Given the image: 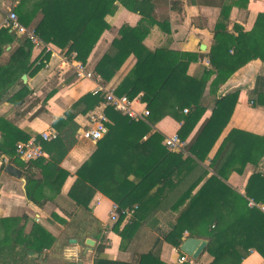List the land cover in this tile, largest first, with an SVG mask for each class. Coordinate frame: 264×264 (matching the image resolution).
I'll list each match as a JSON object with an SVG mask.
<instances>
[{
  "label": "trees",
  "instance_id": "obj_1",
  "mask_svg": "<svg viewBox=\"0 0 264 264\" xmlns=\"http://www.w3.org/2000/svg\"><path fill=\"white\" fill-rule=\"evenodd\" d=\"M248 1L224 0L221 4L213 29V45L208 54L212 70L205 71L198 78L187 75V68L197 59V55L181 53L174 66H156L152 62L153 52L143 46V39L156 23L153 18L156 0H19L15 12L19 23L24 27H28L36 15L41 13L42 18L34 27V34L44 43H51L59 49L70 40L68 51L76 53V61L82 64L86 63L95 44L108 29L105 17L114 12L116 3L139 15L141 20L137 26H122L119 29V38L112 42L115 54L104 55L96 65L95 72L105 81H109L129 55L133 54L136 58L135 66L115 89L114 94L125 95L133 100L142 93L140 100L149 111L147 123L152 125L165 116H171L181 125L177 136L184 143L205 111L201 99L213 74L215 78L211 87L224 83L252 60L259 59L264 64V13L257 14L254 25L248 32H244L237 24L232 26V31L228 30L231 9H247ZM15 39V34L9 28H0V56L3 48ZM32 49L33 44L29 39L21 37L18 45L11 50L7 63L0 65V98L23 74L32 76L45 66L49 55L39 54L31 62ZM28 94L29 90L23 86L9 101L21 104ZM237 97L238 93L234 92L215 101L211 116L204 121L188 147L189 153L199 161H204L227 125ZM260 101L262 102L261 99ZM102 102L101 94H85L71 106L64 118L55 120L52 126L57 132L56 138L42 143V149L49 156L47 162L43 158L26 162L20 159L21 167L25 171L26 198L35 206L41 207L52 199L51 195H58L67 178V172L61 170L59 164L76 143L78 126L74 122L75 115L87 114ZM81 106L83 109H80ZM184 109L188 110L185 114ZM104 114L108 119L107 133L96 142L97 149L90 160L78 169L76 175L117 206L118 219L112 230L120 237V249H124L143 222L145 205L150 202L145 198L150 189L155 184H160L161 194L172 183V175L180 173L181 168L187 166L191 160H183L180 153L175 154L161 147V158L147 171L140 173L138 168L123 171L122 182L117 181L115 170L111 166L113 157L118 160L122 155L119 157L120 153L113 154L114 152L130 149L131 158L141 160L148 146L159 144L160 147L163 136L155 132L144 143H140L149 133L150 125L143 120L134 121L109 107L105 108ZM0 134V155L7 157L15 154L18 142L28 140L27 134L3 118H0ZM236 134L237 131L232 130L223 140L217 158L231 144V151L223 164L225 167H234L237 162H241L244 167L250 161L257 165L264 157V136L256 137L258 143L252 146L250 142L239 141ZM6 163L2 160L0 170H4ZM34 170L40 171V178H36ZM130 173L135 180L139 178L138 184L128 182ZM220 176L227 177L222 173ZM110 182L116 188H109ZM210 195L212 199L209 201L207 198ZM186 197L177 202L175 209L185 203ZM71 199L76 206L87 209L84 202L72 195ZM247 199L264 204V172L251 175L245 196L225 185L218 176H211L190 199L163 240L178 249L183 242L184 232H188L190 237L206 238L208 243L204 252L212 257L209 264H240L250 249H254L264 260V214L256 208H248ZM209 202L216 204L218 209L214 215L209 214ZM126 211L132 213L127 214ZM128 215H131L128 222L120 228ZM26 223V216L0 219V264H29L28 261L33 262V258L28 256L29 252L42 254L46 230L33 223L31 231L26 234ZM77 237H80L79 234ZM95 249L97 258L94 264H165L158 253L154 252L140 255L135 263L109 262L98 258L103 252V245H98Z\"/></svg>",
  "mask_w": 264,
  "mask_h": 264
},
{
  "label": "crops",
  "instance_id": "obj_2",
  "mask_svg": "<svg viewBox=\"0 0 264 264\" xmlns=\"http://www.w3.org/2000/svg\"><path fill=\"white\" fill-rule=\"evenodd\" d=\"M193 1L197 2L193 3ZM0 2V28H2L8 10L15 11V8L19 6V0H0ZM223 2L224 0H156L153 15L156 23L150 28L149 34L142 42L147 50L153 52L152 62L156 66L172 67L178 63L181 53H191L197 55V59L189 64L188 76L198 78L205 71L212 70L208 54L213 45V29ZM259 13H264V0H249L247 9L233 7L230 12L228 30L232 31V26L237 24L244 32L250 31ZM41 18L42 14L38 13L27 28L32 31ZM140 20L139 15L127 11L116 3L114 12L105 17L108 29L95 44L86 63L82 65L86 72L92 74V80L77 77L75 66L81 62L76 61V53L68 51L71 45L70 40L62 49L43 41L40 46L33 45L31 62L39 54H48L49 58L45 66L34 75L23 74L26 75L25 82L22 80V75L6 89L7 92L0 98V118L27 134L29 140L38 137L44 131L54 129L52 125L55 120L64 118L71 106L85 94L92 93L97 85L105 91L115 93V89L134 68L135 56L130 54L109 81H105L96 74L95 67L104 55L115 54L112 42L119 38V29L122 26L133 28ZM21 37L25 36L15 34L16 39L3 48L0 56L1 66L7 63L11 50L18 45V39ZM96 76L100 77L99 81L96 80ZM214 78L215 74L207 82L201 99L205 111L184 142L183 149L170 151L175 154L180 153L183 160L190 158L191 162L183 166L180 173L176 172L172 175V183L161 194L159 193L161 185L155 184L146 198L143 197L145 200H150L145 205L146 208L144 207L143 222L124 249H120V237L112 230L115 222L109 221L110 212L116 205L76 175L78 169L90 160L91 155L97 149V143L78 137V132L87 127V116L93 110L87 114L77 113L75 115L74 122L78 126L75 135L76 143L68 150L59 164V168L67 172V178L60 193L51 195L52 199L41 207L35 206L26 198L25 171L21 167V160L15 154L12 157L0 155V166L2 160H6V164H11L22 172L21 177L16 179L6 174L4 170H0V219L26 216V234L31 231L33 223L39 224L46 230L43 252L41 255L29 252V258H33V262L28 261L29 264H94L97 258L95 248L98 245L104 246L98 258L109 262L135 263L140 255L154 252L158 253L160 260L165 264H176L181 254L179 248L176 249L167 244L163 239L172 230L179 214L190 199L211 176H218L225 185L241 196H245V189L251 175L264 172V157L257 165L250 161L244 167L241 166V162H237L234 167H225L223 164L232 145L225 147L218 158L217 153L223 140L232 130L237 131L236 136L239 141L250 142L252 146L258 143L256 137L264 136V64L259 59L252 60L224 83L211 87ZM23 86L29 90L23 103L15 104L9 101V98ZM234 92L238 93L237 102L227 125L204 161H199L189 153L188 147L204 121L211 116L215 101L221 96ZM141 96L142 93H139L135 97L138 102L134 104L139 111L146 108L140 100ZM80 109H83V106ZM143 122L150 125L147 119ZM180 126V123L171 116H165L150 125L149 133L140 140V143H144L155 132L163 136V140L160 147L159 144L148 146L141 160H133L130 149L114 152L113 154L120 153L119 157L122 155L118 160L113 157L112 161L111 167L115 170L116 180L122 182L123 174L127 170L138 168L140 173H143L152 167L161 158V147L166 148L164 140L177 134ZM45 154L46 157L43 159L47 162L49 156L47 152ZM34 172L36 178L41 177L40 171L34 170ZM221 173L227 177L220 176ZM127 180L134 184L140 182L139 178L135 180L131 173ZM108 186L116 188L111 182ZM71 195L80 202H84L87 209L76 206ZM185 196H187L185 203L175 209L177 202ZM211 196L207 198L209 201L212 199ZM249 200L251 199H247V203ZM209 204L211 206L208 210L209 214H216L218 210L216 204L212 205L210 202ZM248 208L251 207L248 206ZM130 217L131 215L126 216L120 228L128 222ZM1 231L0 229V233ZM77 234L83 239H79ZM188 237H190L188 232H184L182 241ZM194 238L208 242L203 237ZM88 240L93 242V246L86 244ZM211 261L212 257L203 252L196 260H192V263L185 264H209ZM240 264H264V260L254 249H250Z\"/></svg>",
  "mask_w": 264,
  "mask_h": 264
},
{
  "label": "built area",
  "instance_id": "obj_3",
  "mask_svg": "<svg viewBox=\"0 0 264 264\" xmlns=\"http://www.w3.org/2000/svg\"><path fill=\"white\" fill-rule=\"evenodd\" d=\"M3 25L4 27L9 28V30L16 35L25 36L33 45H41V40L34 34L33 30L31 31L19 23L18 17L14 10H8ZM47 51L49 50L47 49ZM82 65V63H78L75 66L77 77L81 79L92 80V74L86 72ZM96 80L99 81L100 77L96 76ZM101 93H103V95ZM92 94H101L103 97V102L95 107V109L87 116L88 125L83 130L78 132L79 139L96 143L104 137V135L107 133V117L104 114V109L107 107L112 108L113 110L124 116H127L134 121L145 120L149 116V111L147 108H143L139 111L134 107V104H136L138 100H130L125 95L117 96L113 91H105L99 85L95 87ZM187 111V109H184L183 113H187ZM56 136L57 132L54 129H49L40 133L38 136L39 138L33 137L26 142H18L15 146V156L25 162L46 157V154L42 149V143L50 142L54 140ZM164 146L170 151H176L183 149L184 143L181 142L177 134H175L164 140ZM3 161L5 163L7 162L6 160ZM247 204L251 208L260 210L264 214V204L255 203L252 200H249ZM126 213L130 214L132 211H126ZM117 219V206H114L113 210L110 212L109 221L116 222ZM190 259V257L181 253L176 264H185L187 262L192 263V260Z\"/></svg>",
  "mask_w": 264,
  "mask_h": 264
},
{
  "label": "water",
  "instance_id": "obj_4",
  "mask_svg": "<svg viewBox=\"0 0 264 264\" xmlns=\"http://www.w3.org/2000/svg\"><path fill=\"white\" fill-rule=\"evenodd\" d=\"M22 80L26 81V75L22 76ZM4 172L16 179H19L22 175V172L12 166L11 164H6L4 167ZM73 241V240H72ZM207 241L199 238L194 237H188L179 246V251L188 257H190L192 260H196L204 251L207 246ZM87 245H92L93 242L88 240L86 242Z\"/></svg>",
  "mask_w": 264,
  "mask_h": 264
}]
</instances>
